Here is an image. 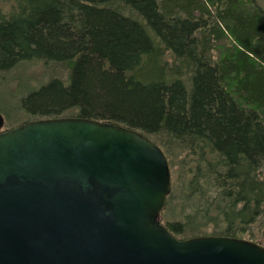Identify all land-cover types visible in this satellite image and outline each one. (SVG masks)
<instances>
[{"label": "trees", "instance_id": "16d2710c", "mask_svg": "<svg viewBox=\"0 0 264 264\" xmlns=\"http://www.w3.org/2000/svg\"><path fill=\"white\" fill-rule=\"evenodd\" d=\"M0 3V81L13 84L0 90L1 131L69 118L134 130L167 158L172 185L159 221L173 237L264 247L257 0Z\"/></svg>", "mask_w": 264, "mask_h": 264}, {"label": "water", "instance_id": "95a60500", "mask_svg": "<svg viewBox=\"0 0 264 264\" xmlns=\"http://www.w3.org/2000/svg\"><path fill=\"white\" fill-rule=\"evenodd\" d=\"M3 125L0 264H264L258 243L163 227L170 168L144 135L79 118Z\"/></svg>", "mask_w": 264, "mask_h": 264}, {"label": "rangeland", "instance_id": "374dc122", "mask_svg": "<svg viewBox=\"0 0 264 264\" xmlns=\"http://www.w3.org/2000/svg\"><path fill=\"white\" fill-rule=\"evenodd\" d=\"M257 4H258V6L261 8V10L264 12V0H257ZM0 5H1V3H0ZM39 67H40V65H38L37 67H32L31 69H30V74H31V76L32 77H35V78H37L36 80H39V79H41V75H40V69H39ZM13 75H15V74H13ZM12 75V76H13ZM5 81H0V90L2 89L3 90V93L2 94H4V86H7L6 88L7 89H9V88H11L12 86H13V84H8L7 83V85H6V83H4ZM1 83H3L4 85H2ZM5 97V99H6V97H7V95H5L4 96ZM0 102H4V100L2 101V99L0 98Z\"/></svg>", "mask_w": 264, "mask_h": 264}]
</instances>
